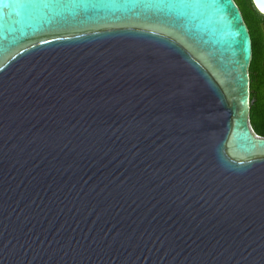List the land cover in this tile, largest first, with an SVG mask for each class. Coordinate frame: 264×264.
Returning <instances> with one entry per match:
<instances>
[{
  "label": "water",
  "instance_id": "1",
  "mask_svg": "<svg viewBox=\"0 0 264 264\" xmlns=\"http://www.w3.org/2000/svg\"><path fill=\"white\" fill-rule=\"evenodd\" d=\"M251 57L235 0H0V264H264Z\"/></svg>",
  "mask_w": 264,
  "mask_h": 264
},
{
  "label": "trees",
  "instance_id": "2",
  "mask_svg": "<svg viewBox=\"0 0 264 264\" xmlns=\"http://www.w3.org/2000/svg\"><path fill=\"white\" fill-rule=\"evenodd\" d=\"M236 1V0H235ZM252 10L261 14L252 0H248ZM238 4V3H237ZM239 5V4H238ZM240 7V6H239ZM243 18L247 23L249 32L252 38V57L249 63V77H250V112H249V121L253 130L260 134L264 135V91L262 87L264 86V63H261V39L258 31V16L252 14L255 18H250L245 9H241ZM262 16H264L262 14ZM255 19V23L254 20ZM257 19V20H256ZM253 20V22L251 21ZM255 30L253 29L254 26Z\"/></svg>",
  "mask_w": 264,
  "mask_h": 264
},
{
  "label": "flooded vegetation",
  "instance_id": "3",
  "mask_svg": "<svg viewBox=\"0 0 264 264\" xmlns=\"http://www.w3.org/2000/svg\"><path fill=\"white\" fill-rule=\"evenodd\" d=\"M260 16H258V31H259V35H260V41H261V63H264V16H262V14H259ZM247 24V23H246ZM249 29V28H248ZM264 91V86L262 87L261 91Z\"/></svg>",
  "mask_w": 264,
  "mask_h": 264
},
{
  "label": "rangeland",
  "instance_id": "4",
  "mask_svg": "<svg viewBox=\"0 0 264 264\" xmlns=\"http://www.w3.org/2000/svg\"><path fill=\"white\" fill-rule=\"evenodd\" d=\"M236 2L239 4V6L241 7V9H245V11L248 13V16L252 19L255 18L254 16H252V14L256 15V16H260L258 15L257 12H255L254 10H252L248 0H236ZM255 22V19H253ZM253 20H251L253 22ZM257 20V19H256ZM256 23V22H255ZM257 24V23H256ZM255 27L257 28V26L255 25L253 27V29L255 30ZM258 29V28H257Z\"/></svg>",
  "mask_w": 264,
  "mask_h": 264
}]
</instances>
